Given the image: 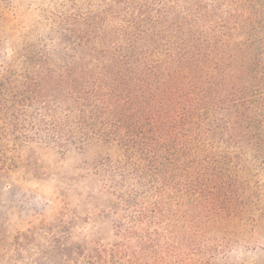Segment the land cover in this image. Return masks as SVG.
<instances>
[{"label":"trees","instance_id":"1","mask_svg":"<svg viewBox=\"0 0 264 264\" xmlns=\"http://www.w3.org/2000/svg\"><path fill=\"white\" fill-rule=\"evenodd\" d=\"M44 1L0 71V168L98 146L114 239L78 264L264 256V0Z\"/></svg>","mask_w":264,"mask_h":264},{"label":"rangeland","instance_id":"2","mask_svg":"<svg viewBox=\"0 0 264 264\" xmlns=\"http://www.w3.org/2000/svg\"><path fill=\"white\" fill-rule=\"evenodd\" d=\"M45 5L44 0H0V71L14 62L23 34L42 29ZM97 150L90 143L61 154L29 144L15 168H0V264H78L83 246L114 239L110 195L90 169ZM250 227L243 228L245 238ZM226 259L264 264L261 253L242 247Z\"/></svg>","mask_w":264,"mask_h":264}]
</instances>
